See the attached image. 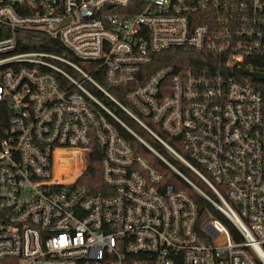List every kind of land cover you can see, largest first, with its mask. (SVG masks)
Here are the masks:
<instances>
[{"label":"built area","instance_id":"obj_1","mask_svg":"<svg viewBox=\"0 0 264 264\" xmlns=\"http://www.w3.org/2000/svg\"><path fill=\"white\" fill-rule=\"evenodd\" d=\"M173 48L198 62L140 83ZM251 74L264 75V0H0V264H264V81ZM129 85L123 101L111 92ZM121 130L236 235L199 221ZM91 157L100 180L82 182Z\"/></svg>","mask_w":264,"mask_h":264},{"label":"trees","instance_id":"obj_2","mask_svg":"<svg viewBox=\"0 0 264 264\" xmlns=\"http://www.w3.org/2000/svg\"><path fill=\"white\" fill-rule=\"evenodd\" d=\"M40 47H24V51L37 49L39 50ZM46 50L49 51H55L53 48H48ZM199 53H196L192 50L185 49V48H173L161 53L156 54L153 57V61L150 65L145 66L142 68V72L140 73V77H138L139 82L142 83L152 72L153 70L161 67V66H172L176 69H180L183 67H191L194 66L198 61ZM145 72V75L143 72ZM149 72V73H148ZM147 73V75H146ZM256 87L261 89V94L264 96V82L255 83ZM133 85H129L124 88H114L111 90V92L121 101H123L122 95H120V92H122L124 89H130ZM110 105V103H109ZM111 108H114L111 106ZM114 112L129 126L131 127L140 137H142L144 140L148 141L152 146L156 147L159 151L164 153L162 148L155 144V142L152 140V138L146 134L135 122L130 120L126 115L122 113V111L115 107ZM122 136L127 140L129 145L133 148L135 151V154H141L143 155L152 166L158 170L163 175V186L172 185L175 189L181 190L186 192L196 203V205L199 208V221L203 222L210 218H217L220 219L231 231L233 234L236 235V232H234L231 224L221 215H219L211 206L210 204L200 197L193 189L189 187L179 176L174 174L171 170H169L167 167L162 165L160 162L156 161L152 155L146 151L137 141L134 137L129 135L128 133L124 131H120ZM163 138L169 142L174 148L178 149L179 147L175 143L174 139H171L167 136L163 135ZM172 164L175 165V167L182 172L194 185H196L200 190H202L205 194L212 196L210 190L208 187L196 176H194L189 170L186 168L180 166L178 163H176L174 160H172ZM100 180L99 176V159L98 157H91L90 160L87 163L86 171L83 173V175L80 178V181H93V183H96Z\"/></svg>","mask_w":264,"mask_h":264},{"label":"water","instance_id":"obj_3","mask_svg":"<svg viewBox=\"0 0 264 264\" xmlns=\"http://www.w3.org/2000/svg\"><path fill=\"white\" fill-rule=\"evenodd\" d=\"M252 77H254L257 80L264 81V75H258V74H251Z\"/></svg>","mask_w":264,"mask_h":264},{"label":"rangeland","instance_id":"obj_4","mask_svg":"<svg viewBox=\"0 0 264 264\" xmlns=\"http://www.w3.org/2000/svg\"><path fill=\"white\" fill-rule=\"evenodd\" d=\"M66 164H67V162H62L61 163L62 166H66ZM64 170H67V169H64ZM59 171H61V170H59Z\"/></svg>","mask_w":264,"mask_h":264}]
</instances>
